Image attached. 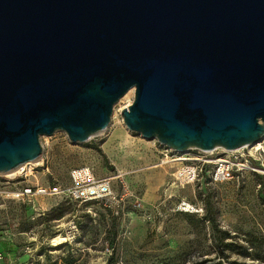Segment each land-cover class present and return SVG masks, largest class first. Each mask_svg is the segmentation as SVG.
Wrapping results in <instances>:
<instances>
[{
	"label": "water",
	"instance_id": "obj_1",
	"mask_svg": "<svg viewBox=\"0 0 264 264\" xmlns=\"http://www.w3.org/2000/svg\"><path fill=\"white\" fill-rule=\"evenodd\" d=\"M175 152L264 140V0H0V175L112 123Z\"/></svg>",
	"mask_w": 264,
	"mask_h": 264
},
{
	"label": "rangeland",
	"instance_id": "obj_2",
	"mask_svg": "<svg viewBox=\"0 0 264 264\" xmlns=\"http://www.w3.org/2000/svg\"><path fill=\"white\" fill-rule=\"evenodd\" d=\"M134 98L116 104L105 134L77 144L62 131L43 136L31 175L22 182L0 180V264H264L262 176L249 174L240 185L203 179L172 187L176 166L161 167L155 150L135 146L124 124L121 112ZM84 166L99 179L112 178L117 198L110 211L54 195L26 204L11 198L35 177L42 186L70 183L71 170ZM182 201L200 213L178 211ZM58 236L66 242L55 245Z\"/></svg>",
	"mask_w": 264,
	"mask_h": 264
},
{
	"label": "built area",
	"instance_id": "obj_3",
	"mask_svg": "<svg viewBox=\"0 0 264 264\" xmlns=\"http://www.w3.org/2000/svg\"><path fill=\"white\" fill-rule=\"evenodd\" d=\"M109 129L92 137L95 139L105 134ZM135 146L139 148H153L157 153L160 166L170 165L174 171L170 174L171 186L181 188L188 185H196L203 179L208 184H218L232 182L238 185L245 182L247 175L258 174L264 179V140L251 148L246 146L237 151H224V155L214 156L213 154L220 149L213 151H203L192 149L185 154L160 144L156 140H148L141 134L132 133ZM40 164V163H39ZM34 165V164H31ZM31 171L26 168L21 178L15 182L25 181ZM70 183L53 181L47 186L39 184L37 177L35 184L23 185L11 192L12 199L23 203H31L33 198L42 195L60 196L66 202H76L80 204L98 203L106 209H112V202L117 198L114 192L112 178L99 179L94 170L89 166L72 169L69 175ZM119 182H123V175L117 176ZM123 190L128 194V188L123 184ZM135 199L137 207L141 206L140 199L133 193L128 194ZM189 203L182 201L178 205V211L188 213H200L197 209H188ZM1 257V254H0Z\"/></svg>",
	"mask_w": 264,
	"mask_h": 264
},
{
	"label": "bare ground",
	"instance_id": "obj_4",
	"mask_svg": "<svg viewBox=\"0 0 264 264\" xmlns=\"http://www.w3.org/2000/svg\"><path fill=\"white\" fill-rule=\"evenodd\" d=\"M134 93H135V90L132 89L130 90L120 101H126L128 103H132V98L134 97ZM128 107V106H126ZM125 107V108H126ZM116 115V109L114 110V114H113V117H115ZM118 134V133H117ZM258 144H262V143H255V144H252V145H249L248 147H252V146H256ZM218 149H221L223 151H227L225 150L224 148H218ZM237 151V150H236ZM143 156H140V159H142ZM36 163V162H35ZM35 163H26L24 165H22L21 167L17 168L16 170L12 171V172H9V173H6V174H3V175H0V180H7V181H16L18 180L19 178H21V176L23 175V172L26 170V168H28L31 164H35ZM188 209H196L193 205L189 204L187 206ZM66 238L63 237V236H58L56 238H54L52 240V242L55 244V245H59V244H62L64 242H66Z\"/></svg>",
	"mask_w": 264,
	"mask_h": 264
},
{
	"label": "trees",
	"instance_id": "obj_5",
	"mask_svg": "<svg viewBox=\"0 0 264 264\" xmlns=\"http://www.w3.org/2000/svg\"><path fill=\"white\" fill-rule=\"evenodd\" d=\"M90 204H95V203H90ZM99 205H101V204H99ZM101 207L104 209V207L101 205ZM106 212H108V211H110V210H108V209H104Z\"/></svg>",
	"mask_w": 264,
	"mask_h": 264
}]
</instances>
